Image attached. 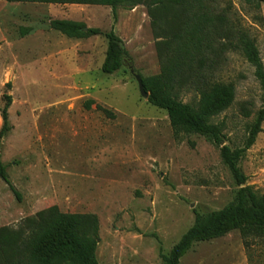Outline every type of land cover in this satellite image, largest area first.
I'll return each instance as SVG.
<instances>
[{
  "label": "rangeland",
  "instance_id": "obj_1",
  "mask_svg": "<svg viewBox=\"0 0 264 264\" xmlns=\"http://www.w3.org/2000/svg\"><path fill=\"white\" fill-rule=\"evenodd\" d=\"M146 2L152 4L142 0L133 7L126 0L114 21L105 6L0 0V128L3 97H10L0 160L20 195L17 200L0 179V236L3 230L24 232L26 221L56 207L97 218L98 264H163L161 256L196 215L235 201L239 186L219 148L198 134L175 131L167 113L139 94L129 73V67L142 79L160 73ZM219 2L231 4L256 39L264 64V1L260 9L237 0ZM259 17L262 25L255 21ZM52 19L113 30L127 52L123 66L103 74L105 37L68 38L49 28ZM226 57L218 79L234 85V103L209 122L223 124V145L234 150L244 146L255 122L261 90L250 64L237 53ZM178 98L197 100L186 90ZM261 128L238 167L246 184L264 196V122ZM4 259L0 252V262ZM179 264H264V233L244 237L235 230L195 243Z\"/></svg>",
  "mask_w": 264,
  "mask_h": 264
},
{
  "label": "trees",
  "instance_id": "obj_2",
  "mask_svg": "<svg viewBox=\"0 0 264 264\" xmlns=\"http://www.w3.org/2000/svg\"><path fill=\"white\" fill-rule=\"evenodd\" d=\"M126 0H6L8 3H39L53 5H97L110 7L114 21L116 9ZM260 9L264 0H237ZM142 0H131V6ZM148 7L150 26L156 41L160 64L159 75L142 79L147 101L167 113L175 131L194 133L205 137L219 148L222 162L239 186L235 201L205 216L196 215L193 225L186 231L167 256L163 264H179L180 259L195 243L220 238L239 230L245 237L264 233V196L257 195L246 184L247 177L238 167V161L254 144L264 122V64L256 39L237 18L230 3L224 7L219 0H151ZM262 25V19L256 18ZM49 28L68 38L87 39L104 36L107 41L103 74L112 75L123 66L127 52L122 40L114 33L98 28H87L81 22L49 20ZM239 54L254 68V77L260 90V108L255 122L249 127L242 148L231 150L223 145V124L209 122L234 103L235 87L218 79L227 61L226 54ZM183 90L193 93L194 104L183 103L178 97ZM1 110L0 140L9 131L7 110L10 97L4 96ZM90 103V102H89ZM245 117L250 116L246 104L240 107ZM2 179L17 200L19 193L10 183L6 167L0 160ZM99 223L91 214L62 213L51 207L26 221L24 232L1 231L0 252L5 258L0 264H98L95 250L99 242ZM25 233V235H23ZM18 243L14 245L15 240ZM15 253H12V251ZM10 251V254H9ZM14 254V255H12Z\"/></svg>",
  "mask_w": 264,
  "mask_h": 264
},
{
  "label": "water",
  "instance_id": "obj_3",
  "mask_svg": "<svg viewBox=\"0 0 264 264\" xmlns=\"http://www.w3.org/2000/svg\"><path fill=\"white\" fill-rule=\"evenodd\" d=\"M129 73L132 76V78L135 80V82L137 83V87H138L139 94L144 99H147L149 94L144 89V86H143L141 77L134 72V70H133L132 67H129Z\"/></svg>",
  "mask_w": 264,
  "mask_h": 264
},
{
  "label": "crops",
  "instance_id": "obj_4",
  "mask_svg": "<svg viewBox=\"0 0 264 264\" xmlns=\"http://www.w3.org/2000/svg\"><path fill=\"white\" fill-rule=\"evenodd\" d=\"M60 20H64V19H60Z\"/></svg>",
  "mask_w": 264,
  "mask_h": 264
}]
</instances>
